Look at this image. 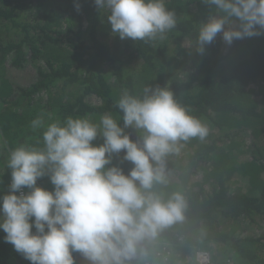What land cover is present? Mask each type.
<instances>
[{"label":"trees","instance_id":"trees-1","mask_svg":"<svg viewBox=\"0 0 264 264\" xmlns=\"http://www.w3.org/2000/svg\"><path fill=\"white\" fill-rule=\"evenodd\" d=\"M79 3L77 11L74 0H0V197L10 191V152L42 147L49 124L70 116L99 124L111 114L122 125L116 105L124 90L167 86L210 134L181 141L180 153L166 158L168 183L154 190L165 198L182 192L187 208L152 242L151 258L164 264L170 251L171 264H195L205 250L214 264H264V233L256 232L264 225V35L228 45L218 34L199 54L187 45L215 5L165 0L177 26L144 42L113 35L94 0ZM36 119L43 124L34 129ZM126 133L139 138L134 128ZM123 155L113 163L127 174L134 165ZM37 184L54 188L49 176ZM5 235L0 230V264H32Z\"/></svg>","mask_w":264,"mask_h":264},{"label":"clouds","instance_id":"clouds-1","mask_svg":"<svg viewBox=\"0 0 264 264\" xmlns=\"http://www.w3.org/2000/svg\"><path fill=\"white\" fill-rule=\"evenodd\" d=\"M201 2L216 7L187 45L197 53L203 54L218 34L228 45L264 35V0ZM94 3L121 40L163 39L177 26L176 13L165 0ZM74 5L81 10L79 0ZM116 106L122 125L111 114L99 124L70 116L46 127L42 147L21 145L10 152L12 180L10 191L0 197V230L4 241L32 264H76L74 252L89 264H142L159 234L185 219L182 192L165 198L154 189L168 183L166 158L180 153L181 141L205 140L209 126L167 86L146 85L140 95L124 90ZM42 124L32 121L34 129ZM130 127L138 130L137 140L126 133ZM98 138L102 144L93 143ZM121 152V162L134 165L127 174L113 163ZM44 176L50 177L52 190L38 186ZM207 259L197 253L196 264H207Z\"/></svg>","mask_w":264,"mask_h":264},{"label":"built area","instance_id":"built-area-1","mask_svg":"<svg viewBox=\"0 0 264 264\" xmlns=\"http://www.w3.org/2000/svg\"><path fill=\"white\" fill-rule=\"evenodd\" d=\"M11 180H10V184H11ZM22 191L25 192V193L28 192L27 188L22 189ZM197 253H204V254H206L207 257H208L207 264H214L213 263L212 256H211V253L209 251L201 250V251H198ZM197 253L195 255V264H196V256H197ZM169 254H171L170 251H168L167 255L163 259V261L165 262L164 264H171L170 259L168 257ZM151 257H152V244L150 245V255L142 262V264H160L157 261H153V259Z\"/></svg>","mask_w":264,"mask_h":264},{"label":"rangeland","instance_id":"rangeland-1","mask_svg":"<svg viewBox=\"0 0 264 264\" xmlns=\"http://www.w3.org/2000/svg\"><path fill=\"white\" fill-rule=\"evenodd\" d=\"M20 83L26 86L25 81L22 80ZM185 151L186 150H184L182 153H184ZM27 190L29 191V189H27ZM262 227L264 228V225H262ZM263 228L260 231H256L258 233V235L261 236L264 233V229Z\"/></svg>","mask_w":264,"mask_h":264}]
</instances>
